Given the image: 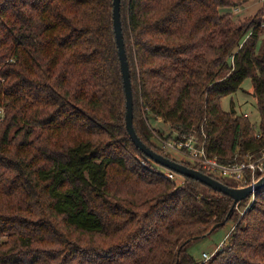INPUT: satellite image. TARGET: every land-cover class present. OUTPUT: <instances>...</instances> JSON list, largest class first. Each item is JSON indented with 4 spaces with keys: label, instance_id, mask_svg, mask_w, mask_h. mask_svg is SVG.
<instances>
[{
    "label": "trees",
    "instance_id": "16d2710c",
    "mask_svg": "<svg viewBox=\"0 0 264 264\" xmlns=\"http://www.w3.org/2000/svg\"><path fill=\"white\" fill-rule=\"evenodd\" d=\"M248 1L121 0L134 126L155 151L204 171L162 148V120L222 162L264 152V12L234 15ZM247 78L258 127L221 105ZM125 117L113 0H0V264H264V187L233 207L146 156ZM228 221L195 260L188 244Z\"/></svg>",
    "mask_w": 264,
    "mask_h": 264
},
{
    "label": "water",
    "instance_id": "95a60500",
    "mask_svg": "<svg viewBox=\"0 0 264 264\" xmlns=\"http://www.w3.org/2000/svg\"><path fill=\"white\" fill-rule=\"evenodd\" d=\"M113 21L126 96V128L135 146L140 149L146 156L151 158L154 162L170 170H173L182 176L196 179L210 186L214 190L230 196L234 200L233 207L236 206L240 201L250 197L251 195L255 196V193L264 187V175L260 177L256 182L246 186L237 187L234 185H229L219 180L218 178L204 171H201L198 168L190 167L185 163L173 160L155 151L141 139L134 126V100L130 66L125 49L124 33L121 20V0H113ZM222 224L223 223L215 224L211 230L216 229Z\"/></svg>",
    "mask_w": 264,
    "mask_h": 264
},
{
    "label": "built area",
    "instance_id": "2783aa9c",
    "mask_svg": "<svg viewBox=\"0 0 264 264\" xmlns=\"http://www.w3.org/2000/svg\"><path fill=\"white\" fill-rule=\"evenodd\" d=\"M203 134L204 138L198 137L195 132L184 134L181 137H177V134H175V138L169 139L161 136L158 138L165 151L171 152L185 161L199 165L206 173L216 178L229 177L236 182L234 186L242 187L252 184L264 175V152L259 156L249 152L244 158L236 157L231 161L222 162L217 156L209 153L206 135ZM168 175L172 180L179 178L174 172H169ZM212 255L213 253H204L203 261H207Z\"/></svg>",
    "mask_w": 264,
    "mask_h": 264
},
{
    "label": "rangeland",
    "instance_id": "374dc122",
    "mask_svg": "<svg viewBox=\"0 0 264 264\" xmlns=\"http://www.w3.org/2000/svg\"><path fill=\"white\" fill-rule=\"evenodd\" d=\"M260 9L264 12V0H249L248 2H245L242 7H239V9L234 12V15L237 18L243 20L247 17L255 15ZM259 45H261V42ZM252 90V81L250 78H247L243 82L242 88L238 92L222 99L221 105L224 110L233 111L235 109L238 115H248L252 124L258 127L260 121V113L256 104V98ZM161 121L162 120H159L158 124H155V127L159 129L155 133V136L157 138L159 136L163 137L170 134H178V131L171 130L168 124H163V122L161 123ZM224 180L229 184L236 185V182L229 177H225ZM244 200L249 199L246 198ZM233 226V222L228 221L226 225L217 228L211 234L190 242L187 246L188 252L193 256L195 260L202 261L204 253L211 254L220 247V245L226 240V237L232 230Z\"/></svg>",
    "mask_w": 264,
    "mask_h": 264
}]
</instances>
